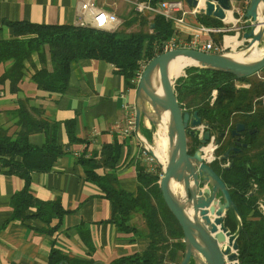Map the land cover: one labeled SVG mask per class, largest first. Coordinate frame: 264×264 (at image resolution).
I'll return each instance as SVG.
<instances>
[{
	"label": "trees",
	"instance_id": "obj_1",
	"mask_svg": "<svg viewBox=\"0 0 264 264\" xmlns=\"http://www.w3.org/2000/svg\"><path fill=\"white\" fill-rule=\"evenodd\" d=\"M149 1L152 5L161 2ZM145 14L135 12L123 22L122 28L114 31L81 25L0 20V26H8L14 33L12 38H0V64L12 62L0 78V84L8 81L10 93H19V85L26 74V63L36 53L41 68L35 69L32 80L39 90L65 93L72 63L83 59L113 64L124 77L126 87L134 88L144 56L151 60L175 33L173 24L164 16L155 15L149 20ZM199 20L208 27L224 26L223 22L206 16H200ZM136 23L139 27L129 30ZM185 72L186 76L180 77L176 83V91L179 102L186 110L198 111L202 119L220 133L231 132L239 123L246 126L238 138L249 146L240 152L232 151L233 138L228 133L215 150L216 159L211 166L227 185L242 221L238 238V264H264V213L260 208V202L264 200V68L259 72V80L253 76L237 79L229 72L195 66L186 68ZM237 81L249 84V87H237ZM30 103V98H21L18 108L10 112L18 119L20 127L15 137L0 126L1 170L24 180L23 188L11 198L13 213L10 221L36 217L51 225L46 232L52 234L60 228L67 211L58 199L44 201L32 194V172L51 170L68 151L66 146L57 142L58 123L50 124L42 116L43 109ZM65 124L69 146L85 142L76 136L74 120ZM252 130L256 131L252 133ZM36 132L48 134L42 146L29 141L30 134ZM194 141L198 142V139ZM121 149L122 145L116 141L103 147L100 159L85 155L78 159L85 170L86 179L99 186L111 202L112 223L121 231L142 235L137 227L130 226L132 217L141 214L147 226V249L141 254L119 257L110 264H179L185 252L183 231L163 200L160 190L162 168L158 167L152 173L139 165L140 186L137 193L120 188L115 172L98 173L100 168H115ZM228 151L229 158L223 159ZM193 152L194 148L190 153ZM227 162L229 166H224ZM31 208H36L35 214H29ZM54 220L58 222L52 226ZM225 225L231 232L237 230V222L231 211L226 215ZM83 239L91 254L94 246L90 235ZM49 264L100 263L91 258L69 257L53 248Z\"/></svg>",
	"mask_w": 264,
	"mask_h": 264
},
{
	"label": "crops",
	"instance_id": "obj_2",
	"mask_svg": "<svg viewBox=\"0 0 264 264\" xmlns=\"http://www.w3.org/2000/svg\"><path fill=\"white\" fill-rule=\"evenodd\" d=\"M83 1L0 0V20L79 25L83 19L88 24L91 16L80 14ZM95 1L100 8L118 16L120 25L117 29H120L123 22L137 12L134 2L149 0ZM239 6L240 4H235L234 16L238 18L236 21L243 22L241 20L245 18L237 13ZM147 16L152 20L155 15L148 13ZM199 17V12L185 5L184 23L173 25L174 34L180 39H193L199 33V27L204 25ZM223 24L234 25V18L229 15L227 22ZM138 27L139 24L136 23L129 30H136ZM13 36L12 28L0 26V38L9 39ZM220 36L201 35V39L216 41ZM147 61L149 60L144 56L141 62ZM11 64L10 61L0 64V78ZM40 68L39 57L35 53L26 63V74L19 85V93H10L8 81L0 84V126L8 130L10 136H16L20 127L18 119L10 112L18 108V100L24 97L31 99V106L43 109L42 116L50 124L58 123L57 142L66 146L68 153L60 157L51 170L32 172L31 192L40 200H60L67 213L60 228L52 234L46 232L51 225H46L36 217L25 221H10L13 213L11 198L23 188L24 180L2 171L0 163V264H49L53 248L63 255L91 258L100 264H110L119 257L143 253L149 245V239L145 237L147 226L142 215L136 214L130 221V226L137 227L142 235L121 231L111 222V202L99 186L86 179L85 170L78 162L82 155L100 159L103 147L117 141L122 149L115 168H100L98 173L115 172L120 188L131 193H137L140 186L137 170L139 165L152 173L158 167L162 168L157 158L136 135L123 133L126 127L125 107L136 111L138 83L134 88H127L124 77L113 64L83 59L72 63L66 92L50 93L39 90L32 80L35 69ZM70 120L75 121L76 136L85 142L68 145L69 136L65 123ZM141 131L153 145L155 138L147 117L142 120ZM47 139L48 134L44 132L29 136L30 143L37 146H42ZM35 213L36 208L29 209V214ZM57 222L58 220H54L52 226ZM88 234L94 246L91 254L83 239Z\"/></svg>",
	"mask_w": 264,
	"mask_h": 264
},
{
	"label": "water",
	"instance_id": "obj_3",
	"mask_svg": "<svg viewBox=\"0 0 264 264\" xmlns=\"http://www.w3.org/2000/svg\"><path fill=\"white\" fill-rule=\"evenodd\" d=\"M241 1V0H236ZM187 6L199 10L200 16L227 22L229 15L234 18V0H184ZM244 39L246 48L264 41V0H250L245 13ZM262 30L256 32V28ZM154 27V25H152ZM244 48V49H246ZM231 53V52H230ZM230 53H209L193 48H177L155 55L144 67L137 84L136 133L151 146L142 134L141 123L147 117L156 129L163 113L169 114L168 158L162 166L160 190L163 200L174 215L183 231L184 256L179 264H238V238L242 221L230 191L211 166L215 142L212 127L202 119L198 111H188L179 102L176 83L181 76L172 79L168 72L169 63L178 57L190 59V66L232 73L237 79L258 74L264 68V54L258 60L245 61L228 57ZM184 70V73H185ZM158 72L162 95L151 90V79ZM1 96V93H0ZM246 126L237 124L232 130L238 136ZM252 130L250 132H255ZM226 133H221L224 137ZM188 137L197 138L199 146L190 153ZM150 153L155 154L147 144ZM211 146L212 157L206 156L205 148ZM247 143L240 138L231 150L240 152ZM156 158V157H155ZM229 158V151L222 157ZM158 160V159H157ZM229 166V165H228ZM232 212L237 230L231 232L225 225L228 212Z\"/></svg>",
	"mask_w": 264,
	"mask_h": 264
},
{
	"label": "built area",
	"instance_id": "obj_4",
	"mask_svg": "<svg viewBox=\"0 0 264 264\" xmlns=\"http://www.w3.org/2000/svg\"><path fill=\"white\" fill-rule=\"evenodd\" d=\"M235 3L240 4L237 13L244 17V13L246 7L248 6L250 0H241L236 1ZM242 3H244L242 5ZM186 3L184 0H164L159 2L156 5H152L150 1H137L134 2L135 10L140 13H149L152 15H161L166 18V20L170 21L173 25L178 23H184L183 13ZM197 12L198 9L194 8ZM80 14H88L91 16V21L87 24L83 19L80 20L79 25L81 26H90L98 30H108L114 31L117 30L120 25V19L118 16L108 10L100 8L95 0H84L81 4ZM228 25V24H227ZM225 24L222 27H208L201 25L199 27V33L195 35V37L191 40H184L178 38L175 34L174 36L168 40L164 45H162L161 50L156 53V55L167 52L169 50L177 49V48H193L197 50H201L209 53H220L224 48L222 46V40L225 45V38L227 37L225 34L228 32V27ZM211 34H220L222 36L221 42H216L211 39L206 41H202L201 35L211 36ZM226 46V45H225ZM148 62V61H147ZM146 63L141 62V69L139 70L135 82L138 83V80L142 74ZM186 76V74H185ZM237 87H249V84L236 82ZM215 93V92H214ZM125 123L126 127L123 130L124 134H134L136 135L141 142L144 144V137H139L136 133V111L130 110L128 106L125 107ZM153 146V145H152ZM217 146L214 145L213 150L215 152ZM153 159V157H151ZM215 156L211 158V163L215 160ZM229 164L225 165L228 166ZM162 175V173H161ZM260 208L264 213V200L260 202Z\"/></svg>",
	"mask_w": 264,
	"mask_h": 264
},
{
	"label": "bare ground",
	"instance_id": "obj_5",
	"mask_svg": "<svg viewBox=\"0 0 264 264\" xmlns=\"http://www.w3.org/2000/svg\"><path fill=\"white\" fill-rule=\"evenodd\" d=\"M261 30H262V26H259L256 28V32H259ZM225 45L236 49L237 47H239L240 42L236 37L227 36L225 38ZM263 54H264V46L261 45V43H256L251 48L246 49V51L244 52V59H237L229 55L227 56L233 59H237V60L254 61V60H258L259 58H261ZM190 63H191L190 59L185 58V57H178L177 59L172 60L168 66V72H169L170 77L172 79H175L178 75L183 73L182 71ZM150 86H151V90L154 93L162 95V87L160 84L157 71L152 76ZM168 126H169V114L163 113L162 119L158 125V129L156 133L157 138H156L155 146H152V145L149 146L147 142L145 141L147 146H149V148L153 150L155 157L158 159V161L160 163L162 162L163 164L166 163V160L168 158V153H169L168 151ZM205 152H206L207 157L209 158L212 157L211 155L212 147L211 146L205 148Z\"/></svg>",
	"mask_w": 264,
	"mask_h": 264
},
{
	"label": "rangeland",
	"instance_id": "obj_6",
	"mask_svg": "<svg viewBox=\"0 0 264 264\" xmlns=\"http://www.w3.org/2000/svg\"><path fill=\"white\" fill-rule=\"evenodd\" d=\"M243 4L244 3H242V5ZM237 19L238 18L236 16H234L235 24L234 25H230V26L227 25V27H228L229 30H228V32L225 35L226 36H229V37H236V38H238L239 42L241 43L240 47H237L236 49H234V48H232L230 46H225L224 45V41L221 39L222 36H221L220 39L218 38L217 40H218V42H221V40H222V46L224 48H222L223 50L220 52L221 54H225V53H230L231 52L230 54H228L229 56L235 57L237 59H244V52L246 51V49H248V48H246V46L248 44V41H246L244 39V33L247 31V29L245 27L246 20L243 19V20H241L243 22H238V21H236ZM261 45L264 46V41L261 43ZM244 48H246V49H244ZM184 70L182 71L183 72L182 74L185 76L186 72L184 73ZM182 74L178 75L177 77L181 76ZM253 78L254 79H257V80L261 79L260 78V73H258L256 75H253ZM151 131H152V133L154 135V138H155V140H153V145L155 146V142H156V138H157V134H156L157 133V129L154 126H152V124H151ZM216 152L217 151L214 152V156L215 157H216ZM154 162H156V161H154ZM227 163L225 165H227ZM153 168L155 169V165H153Z\"/></svg>",
	"mask_w": 264,
	"mask_h": 264
},
{
	"label": "flooded vegetation",
	"instance_id": "obj_7",
	"mask_svg": "<svg viewBox=\"0 0 264 264\" xmlns=\"http://www.w3.org/2000/svg\"><path fill=\"white\" fill-rule=\"evenodd\" d=\"M236 126H237V125H236ZM236 126H235V127H236ZM235 127H234V129H235ZM234 129H232V130H234ZM232 130H231V132H228V131L225 132V133H227L226 135H228V133H230L231 136H232V138H233V144H234V145H233L231 148H233V147L235 146V144H236L235 142H237V141L239 140L238 136H233V135H232ZM245 130H246V129H245ZM245 130H244V131H245ZM211 131H212V134L215 136V142H216L217 140H220V143H221V139L223 138V137L220 136L221 133L218 132L216 129H213V128H212ZM244 131H242V132H244ZM242 132H241V133H242ZM241 133H240V134H241ZM226 135H225V136H226ZM225 136H224V137H225ZM220 143L218 144L217 148L219 147ZM188 146H189V151H190V152L192 151L193 148H194V151H195V150L197 149V147L199 146V142H195L194 139H193L192 137H188ZM217 148H216V149H217ZM232 151H233V150H232ZM215 158H216V157H215ZM214 161H215V160H214ZM214 161H213V162H214ZM213 162H212V163H213ZM212 163H211V164H212Z\"/></svg>",
	"mask_w": 264,
	"mask_h": 264
}]
</instances>
